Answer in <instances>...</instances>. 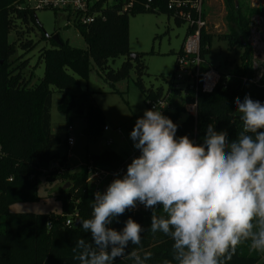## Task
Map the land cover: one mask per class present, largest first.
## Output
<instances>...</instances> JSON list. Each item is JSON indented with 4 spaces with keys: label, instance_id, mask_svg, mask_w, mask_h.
I'll list each match as a JSON object with an SVG mask.
<instances>
[{
    "label": "trees",
    "instance_id": "obj_1",
    "mask_svg": "<svg viewBox=\"0 0 264 264\" xmlns=\"http://www.w3.org/2000/svg\"><path fill=\"white\" fill-rule=\"evenodd\" d=\"M150 1L149 8L145 7L147 0H112L110 5L101 2L103 19L75 26L83 37L85 48L74 47L59 35L60 43L56 44L50 35L41 34L39 39L47 38L49 46L38 48L37 63L43 64V71L41 78L34 81V73L27 72L29 57L24 58L23 55L33 50L36 42L18 40L22 54L12 58L17 48L15 40H9L15 26L28 27L29 33L34 31V25H38L34 10L25 7L24 0H0V264H79L73 259L72 248L77 238L91 239L90 233H85L79 224L80 220L90 218L92 211L87 173L83 167L70 171L65 165L66 151L64 154L54 151L57 146H66V136L70 135L72 128L68 130L70 124L67 125L64 139L53 134L50 128L54 90L59 95L57 111L66 118H81L84 122L82 133L86 138L99 137L105 128L104 114L93 103L92 92L82 88L75 75L86 79L91 69L95 68L104 81L112 85L126 79L133 69L135 84L149 109L152 108L148 101L154 102L167 94L166 100L171 108H166L162 114L178 125L177 137L187 135L197 144L203 143L210 123L216 131H226L229 140L238 135L242 122L236 114V97L243 101L245 96H250L264 104V70L257 78L254 77L253 50L245 39L249 18L257 9L248 7L242 10L244 0H223L227 10L228 33L221 35L222 39L227 41V50L234 51L239 46L243 52L238 64L226 73L220 71L219 81L211 91L186 88L182 96L181 88L173 87L172 76L163 78L166 88L145 87L142 77L146 71L139 61L140 54H131L128 50L129 16L158 10L171 18V12L166 8L167 0ZM128 2L131 5L124 9ZM172 19L176 24L183 23L178 17ZM18 20L20 25L14 23ZM212 38L209 28L202 30V70L210 65L205 54L209 51ZM178 53L180 48L176 55ZM120 55L125 57L121 65L111 68L108 62ZM191 101L197 104L196 118L185 114L184 106ZM183 113L185 118L180 120ZM139 154L137 150L136 156ZM123 160L115 151L104 150L97 154L87 153L81 162L115 170ZM55 161L58 167L51 168ZM41 175L45 181L60 178L67 185L70 183L65 188H59L62 212L37 214L8 211V205L12 203L39 200L37 188ZM70 211L71 214L78 213V220L66 225L65 218ZM151 211L145 208L129 210L118 218L119 223L113 221L110 227L119 231L124 221L132 217L141 224L144 232L141 233V245L129 243L126 252H151L152 259L148 264H163L164 260L172 259L173 241L163 233L149 231ZM114 264H132V261L127 257L117 258ZM227 264H264V253L251 250L245 243L237 248Z\"/></svg>",
    "mask_w": 264,
    "mask_h": 264
},
{
    "label": "clouds",
    "instance_id": "obj_2",
    "mask_svg": "<svg viewBox=\"0 0 264 264\" xmlns=\"http://www.w3.org/2000/svg\"><path fill=\"white\" fill-rule=\"evenodd\" d=\"M235 104L238 135L229 140L210 123L201 144L177 137L178 125L161 110H145L130 133L140 154L94 193L91 217L79 221L91 239L77 238L73 259L148 264L151 252H126L141 245V224L128 217L121 230L110 227L138 205L152 210L149 231L173 241L163 264H227L245 243L264 253V104L250 96Z\"/></svg>",
    "mask_w": 264,
    "mask_h": 264
},
{
    "label": "rangeland",
    "instance_id": "obj_3",
    "mask_svg": "<svg viewBox=\"0 0 264 264\" xmlns=\"http://www.w3.org/2000/svg\"><path fill=\"white\" fill-rule=\"evenodd\" d=\"M236 2V0H235ZM112 0H106L105 5H110ZM257 9L249 18L248 34L245 36L247 43L252 47V70L255 78L264 70V0H244L242 10L245 8ZM207 28L213 34L209 45V51L205 54L207 62L216 67L220 72L226 73L235 64L240 62L239 56L243 49L239 46L236 50H227V41L221 35L228 33V22L225 18L226 8L223 0H208L207 2ZM38 25H34L33 32H28V27L19 28L15 26L10 34L9 40L16 43L17 51L12 58L21 56V49L18 48L17 41L25 42L31 39L36 42V46L30 52L23 55L28 59L27 72H33V80L38 81L42 76L43 64L37 63L38 48L42 45L49 46L47 38L39 39L41 34L51 35L58 33L62 40L79 48H85L86 44L81 33L73 25H65L63 13H54L51 9H37L34 11ZM20 25V21L14 23ZM128 50L131 54H140L139 61L145 66L146 74L142 77L145 87L156 88L162 86L166 88L163 78L173 76L175 72L176 53L179 50L186 24H176L172 18L161 11L137 13L129 16ZM45 37V36H44ZM20 42V43H21ZM225 58L228 61L224 62ZM125 57L122 55L115 57L108 62L113 69L118 68ZM82 88H87L92 92L93 103L102 111L105 117V128L102 134L95 138H86L82 133L84 122L81 118H66L59 113L56 108L59 95L54 90L50 108V128L56 136L64 139L67 125L70 124V136L74 139L71 147V156L66 162V167L70 171H77L84 156L92 153H100L104 150L115 151L123 159L136 154L137 149L133 147L130 133L133 130L137 118L143 116L144 111L149 107L143 100V95L135 84V72L130 70L126 79L114 82L112 85L104 81L103 77L95 68L91 69L86 79L78 77ZM185 118L183 113L180 120ZM120 130V134L116 130ZM111 140L110 144H106ZM66 146H57L54 151L64 154ZM60 170V169H59ZM70 183L63 180L50 179L45 181L41 175L38 178L37 195L39 200L15 202L8 205L10 212H31L49 213L62 212L59 198V188H65ZM71 186V185H70ZM73 212V210H72ZM67 216H71L72 213Z\"/></svg>",
    "mask_w": 264,
    "mask_h": 264
},
{
    "label": "built area",
    "instance_id": "obj_4",
    "mask_svg": "<svg viewBox=\"0 0 264 264\" xmlns=\"http://www.w3.org/2000/svg\"><path fill=\"white\" fill-rule=\"evenodd\" d=\"M101 2L105 5L104 0H24V6L31 10L51 9L56 13H63L66 21L65 25H89L97 19H103L104 15ZM147 0L145 7L149 8ZM207 2L208 0H167L166 8L171 12V18L178 17L186 24L187 33L184 34L180 53L176 55L175 72L172 76L173 87L181 88L182 96L186 88L200 90L201 92L211 91L219 81L220 72L211 65L202 70L204 62L200 56L202 30L207 29ZM131 2L124 7L126 9ZM167 95V94H166ZM156 101H148L150 108L156 107L162 112L166 108H171L166 100L167 96ZM185 114L196 118L197 104L191 101L185 104ZM68 126V130H70ZM116 132L120 134V130ZM108 140L106 144H110ZM74 144L72 136H66V146L69 148ZM69 153V149L66 154ZM136 154L131 155L123 160L122 164L115 170H107L92 165L90 162H80L79 166L87 173L86 183L94 200V193L97 191L104 192L109 183L117 176H122ZM51 168L58 167L57 161L52 162ZM143 205H138L136 209H144ZM131 210V211H134ZM78 220V213L74 212L71 216L65 218L66 225H72Z\"/></svg>",
    "mask_w": 264,
    "mask_h": 264
},
{
    "label": "water",
    "instance_id": "obj_5",
    "mask_svg": "<svg viewBox=\"0 0 264 264\" xmlns=\"http://www.w3.org/2000/svg\"><path fill=\"white\" fill-rule=\"evenodd\" d=\"M51 39L56 43V44H59L60 43V40H59V37H58V34L57 33H53L50 35ZM133 56V55H132Z\"/></svg>",
    "mask_w": 264,
    "mask_h": 264
},
{
    "label": "crops",
    "instance_id": "obj_6",
    "mask_svg": "<svg viewBox=\"0 0 264 264\" xmlns=\"http://www.w3.org/2000/svg\"><path fill=\"white\" fill-rule=\"evenodd\" d=\"M71 147H72V146H71ZM71 147L68 148V147L66 146V150H65V151L67 152V150L69 149V153L67 154V161H66L67 163H68V158L71 156Z\"/></svg>",
    "mask_w": 264,
    "mask_h": 264
}]
</instances>
